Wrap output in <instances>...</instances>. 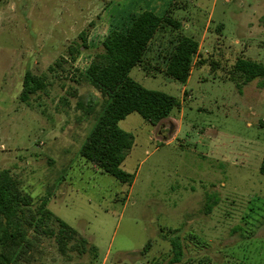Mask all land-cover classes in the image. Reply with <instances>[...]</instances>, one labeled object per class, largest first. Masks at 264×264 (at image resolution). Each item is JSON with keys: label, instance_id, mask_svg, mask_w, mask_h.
Listing matches in <instances>:
<instances>
[{"label": "rangeland", "instance_id": "374dc122", "mask_svg": "<svg viewBox=\"0 0 264 264\" xmlns=\"http://www.w3.org/2000/svg\"><path fill=\"white\" fill-rule=\"evenodd\" d=\"M142 1L0 0V170L97 249L66 257L43 238L24 264H264V78L244 84L238 73L242 60L264 65V0H173L180 33L198 41L207 28L188 83L163 73L170 28L129 76L180 106L157 126L139 114L119 123L135 140L122 165L131 186L80 156L105 100L81 74ZM27 71L50 83L29 104Z\"/></svg>", "mask_w": 264, "mask_h": 264}, {"label": "trees", "instance_id": "16d2710c", "mask_svg": "<svg viewBox=\"0 0 264 264\" xmlns=\"http://www.w3.org/2000/svg\"><path fill=\"white\" fill-rule=\"evenodd\" d=\"M170 28L176 33L170 52L164 58L163 73L187 84L191 77L195 58L199 53V42L180 33L182 24L170 14L163 17L151 11L136 16L125 29H114L104 39L85 74H81L108 100L103 106L87 139L80 150L81 158L103 173L131 186L134 178L122 169L134 146V137L125 132L119 123L132 114H139L146 123L157 126L170 117L180 103L172 96L149 90L132 79L130 72L145 65V58L156 35ZM83 44L70 48V56L76 61ZM65 59L57 62L62 66ZM238 73L244 84L264 78V65L241 61ZM50 67L49 71L54 72ZM50 87L47 75H36L27 71L24 76L21 101L29 104L33 96L47 93ZM264 174V159L261 166ZM48 199L36 201L23 188L22 180L8 169L0 170V264H24L31 259L32 252L40 248L43 238L53 239L63 256L90 254L95 259L97 249L75 229L58 219L47 208ZM32 230L29 235L27 226ZM264 226V221L262 222ZM175 259L182 257L180 238L171 240ZM150 247H146V250Z\"/></svg>", "mask_w": 264, "mask_h": 264}, {"label": "crops", "instance_id": "0c3cea01", "mask_svg": "<svg viewBox=\"0 0 264 264\" xmlns=\"http://www.w3.org/2000/svg\"><path fill=\"white\" fill-rule=\"evenodd\" d=\"M172 1L173 0H143L142 1V4L144 5L143 7H144V10H142V12H144V11H151V12H153V13H155L157 16H160V17H163V16H165V15H167V14H170L171 15V12H170V10H169V8H170V5L172 4ZM141 12V13H142ZM140 13V14H141ZM192 22H194V21H192ZM194 27L195 26H191V23H190V21H188V23H186L185 24V28L186 29H188V30H190V31H193L194 30ZM205 29L207 30V28L205 27ZM196 30V29H195ZM206 30H204V32H203V34L201 35V36H199V39L200 40H198V42H199V52H200V50H201V48H202V45H203V40L205 39V37H206V33H207V31ZM197 41V40H196ZM196 59V58H195ZM195 63V62H194ZM192 72H193V70H192ZM190 79V78H189ZM188 83V82H187ZM186 85V84H185ZM97 90V89H96ZM185 91V90H184ZM99 92V91H98ZM102 95V94H101ZM103 96V95H102ZM104 97V104H105V102L108 100V97H106V96H103ZM104 104H103V106H104ZM102 110H103V107H102ZM102 110H101V112H102ZM101 114V113H100ZM99 114V115H100ZM98 118V117H97ZM97 118H96V120H97ZM169 120H171V119H165V120H163L162 122H164V121H169ZM173 122V121H172ZM171 124H173V123H171Z\"/></svg>", "mask_w": 264, "mask_h": 264}]
</instances>
